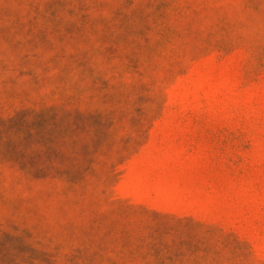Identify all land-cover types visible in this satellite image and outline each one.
<instances>
[{"label": "rangeland", "instance_id": "obj_1", "mask_svg": "<svg viewBox=\"0 0 264 264\" xmlns=\"http://www.w3.org/2000/svg\"><path fill=\"white\" fill-rule=\"evenodd\" d=\"M0 264H264V0H0Z\"/></svg>", "mask_w": 264, "mask_h": 264}]
</instances>
